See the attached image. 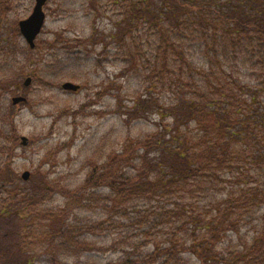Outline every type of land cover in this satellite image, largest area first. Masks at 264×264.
Listing matches in <instances>:
<instances>
[{
    "label": "trees",
    "instance_id": "trees-1",
    "mask_svg": "<svg viewBox=\"0 0 264 264\" xmlns=\"http://www.w3.org/2000/svg\"><path fill=\"white\" fill-rule=\"evenodd\" d=\"M120 1L112 38L128 68L149 83L129 115L156 113L157 130L128 137L120 151L91 164L80 187L65 192L78 207L97 205L105 218L80 226L68 208L45 211L42 232L22 211L23 226L3 233L0 227V264H37V246L54 258L72 257L86 251L87 233L108 222L119 227L124 218L140 232L126 238L132 251L108 264H264V0ZM4 31L0 24V54L16 49ZM0 73L7 75L5 68ZM9 81L3 77L0 85ZM3 91L0 86V101ZM11 112L0 105V190H9L13 214L15 206L37 205L58 189L47 175L41 197L15 186L8 164L16 130Z\"/></svg>",
    "mask_w": 264,
    "mask_h": 264
},
{
    "label": "rangeland",
    "instance_id": "rangeland-1",
    "mask_svg": "<svg viewBox=\"0 0 264 264\" xmlns=\"http://www.w3.org/2000/svg\"><path fill=\"white\" fill-rule=\"evenodd\" d=\"M34 5L35 0H0V24L16 46L11 52L0 54V70L5 68L7 72L0 73V79H10L0 85L4 89L0 105L12 107L15 115L16 130L8 150V164L15 183L18 181L15 186L27 193L38 191L41 197L39 186L47 175L58 192L46 194L43 201L28 208L15 206L12 214L7 207L9 190H0L2 233L20 222L23 226L20 216L25 210H29V214L25 213L29 226L42 232L48 228L45 211L50 214L68 208L70 220L80 226L105 218L106 213L95 205L97 202L93 203L94 208L78 207L73 203L77 197L66 196L65 192H73L86 181L92 163L103 162L120 151L128 137L153 133L160 121L154 112L139 120H132L129 115L136 97L149 93V83L128 68L123 50L118 53V44L112 38L116 22L121 20L120 0H49L45 6L46 25L36 42L39 48L31 51L20 32L13 34V28L30 16ZM89 38L91 44L85 43ZM148 42L143 37L145 49ZM12 58L18 63L5 67L9 64L5 61ZM30 74L38 76V80L25 87ZM66 82L81 88L77 92L65 91L62 85ZM11 86L16 88V95L9 92ZM16 96H24L28 102L14 106L12 99ZM22 137L28 138L26 146L22 145ZM25 171L31 173L28 181L22 179ZM105 191L99 190L98 194L105 196ZM30 219L33 222L29 223ZM111 224L87 233L83 240L88 245L86 251H71L75 252L72 257L54 258V254L37 246V264H108L125 257V249L132 251L126 238L140 230L125 218L119 227ZM72 246L77 249L75 243Z\"/></svg>",
    "mask_w": 264,
    "mask_h": 264
},
{
    "label": "water",
    "instance_id": "water-1",
    "mask_svg": "<svg viewBox=\"0 0 264 264\" xmlns=\"http://www.w3.org/2000/svg\"><path fill=\"white\" fill-rule=\"evenodd\" d=\"M49 0H35V5L32 10V13L26 19H23L19 22V29L22 37L25 39L27 45L30 49H35L37 45V39L41 35L43 29L46 25V12L45 6ZM33 79L28 77L25 82V87H30ZM62 88L65 91L77 92L80 90L81 86L72 82H66L62 85ZM27 98L24 96H16L12 99V103L14 106H17L21 103H25ZM22 145L26 146L28 143L27 137H22ZM31 177V173L29 171H25L22 174V179L24 181H28Z\"/></svg>",
    "mask_w": 264,
    "mask_h": 264
}]
</instances>
